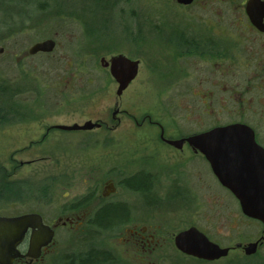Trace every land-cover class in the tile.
<instances>
[{
  "label": "rangeland",
  "instance_id": "374dc122",
  "mask_svg": "<svg viewBox=\"0 0 264 264\" xmlns=\"http://www.w3.org/2000/svg\"><path fill=\"white\" fill-rule=\"evenodd\" d=\"M167 8V0H0V215L39 212L54 221L58 209L91 185L101 188L108 177L120 181L118 172L108 174L113 165L121 163L127 171L142 165L158 173L153 192L158 203L148 205L122 188L106 201H127L133 207L132 223L157 231L160 242L151 252L125 242V227L103 232L88 224L59 226L52 250L70 260L92 247L105 249L114 256L107 264H264V225L244 215L239 200L215 181L208 163H183L147 133L150 129L143 132L135 124L149 114L167 128L198 131L203 125L236 121V115L201 114L203 125L194 128L198 113L189 118L167 111L165 87H158L149 56L120 98L116 81L100 64L110 55L135 58L137 31L142 28L148 45L153 28L167 26ZM46 39L56 41L53 52L25 55ZM116 102L127 114L108 136L103 130L60 129L45 135L52 125L100 120L116 125ZM258 131L264 138V126ZM136 159L143 163L130 166ZM91 166L94 180L87 175ZM193 226L221 247L240 243L244 248L258 240L262 245L250 256L234 249L219 260H200L174 244L177 233Z\"/></svg>",
  "mask_w": 264,
  "mask_h": 264
},
{
  "label": "flooded vegetation",
  "instance_id": "af4514ba",
  "mask_svg": "<svg viewBox=\"0 0 264 264\" xmlns=\"http://www.w3.org/2000/svg\"><path fill=\"white\" fill-rule=\"evenodd\" d=\"M167 6L166 16L169 18L167 26L156 25L148 45L143 44L142 28H139L136 39L137 56L133 58L125 53L123 55L139 61L140 67L145 56L151 58L153 77L159 81L158 87H165V95L169 103L167 111L187 114L189 118L198 113L199 117L197 115L194 128L198 124L203 125L198 121V118L201 119V114L225 112L235 114L236 121L226 125H247L254 131L256 143L264 150V138L260 137L258 131V127L264 126V0H167ZM106 69L109 71V68ZM115 109L118 113L115 116L113 113L112 119L116 125L100 120L97 121L100 123L99 127L76 131L103 130L108 136V133L118 128L122 123L121 118L127 114L119 110L118 102L114 105ZM164 113L168 114V112ZM118 114L121 115L120 118ZM135 124L143 132L150 129L147 133L169 153L181 157L183 163L198 159L205 160L215 181L236 199L231 190L220 182L198 146L188 140L192 136L226 125L217 123L208 127L203 125L198 131H191L190 127H185L190 130L186 131L178 126L167 128L149 114L141 121H135ZM55 126L47 127L45 135L59 130ZM147 160L150 159L143 157V161ZM143 161L133 160L130 166L137 163L141 165ZM123 167L121 163H117L108 169V174L118 172L122 177L120 181L116 182L113 177H108L103 181L101 188L91 185L86 193L74 197L70 204L58 209L59 213L54 221H48L39 212H27L39 214L44 225L54 230V237L52 242L36 251L31 247L34 230L28 229L18 245L20 254L13 264H57L58 260L62 259L65 264L71 263V259L78 263L80 254L67 260L68 258L61 257L60 253L52 250L56 246L59 226L79 229L88 224L96 228L102 223L104 228L96 229L103 232L125 227V242L131 243L134 247H141L143 251L151 252L152 246L160 242L157 231L151 225L133 224L131 220L133 207L127 201L106 200L122 188L130 194L140 196L148 205H156L159 197L153 195V192L158 181V173L143 169L142 165L140 169L130 171ZM94 170L95 168L91 166L87 171L90 180L95 179ZM193 170L189 171L192 173ZM115 206L124 207L126 214L117 221L105 220L104 217L109 218L107 213L111 207ZM22 214L26 213L0 216L16 217ZM227 248L229 252L234 249H244L240 243L235 247Z\"/></svg>",
  "mask_w": 264,
  "mask_h": 264
},
{
  "label": "water",
  "instance_id": "95a60500",
  "mask_svg": "<svg viewBox=\"0 0 264 264\" xmlns=\"http://www.w3.org/2000/svg\"><path fill=\"white\" fill-rule=\"evenodd\" d=\"M56 46L54 39H46L33 44L25 55L51 53ZM100 64L109 68L112 78L117 82L118 97L137 77L140 68L139 61L131 60L123 54L113 55L109 60L102 57ZM117 113L115 109L114 116ZM99 126L98 122L87 121L83 125H56L55 128L73 131L92 130ZM188 140L198 146L220 182L239 200L244 215L264 225V150L256 143L254 131L247 125L230 124L213 128ZM30 228L34 230L31 247L36 251L52 242L54 230L44 225L39 214L0 216V264H13L20 254L18 245ZM259 243L260 240L247 244L244 247L245 253L255 254ZM174 244L181 253L205 261L219 260L230 251L211 241L194 226L176 234Z\"/></svg>",
  "mask_w": 264,
  "mask_h": 264
},
{
  "label": "trees",
  "instance_id": "16d2710c",
  "mask_svg": "<svg viewBox=\"0 0 264 264\" xmlns=\"http://www.w3.org/2000/svg\"><path fill=\"white\" fill-rule=\"evenodd\" d=\"M107 214L109 218L104 217L105 220L107 219L110 222L117 221L119 220V218H121L126 214V210L122 206H115V207H111V209ZM97 227L100 229L104 228L102 223L96 226V228ZM113 261H114V256L111 252H108L105 249L92 247L85 254L80 255V261L78 263H75L71 259L70 260L71 263L69 264H107Z\"/></svg>",
  "mask_w": 264,
  "mask_h": 264
}]
</instances>
